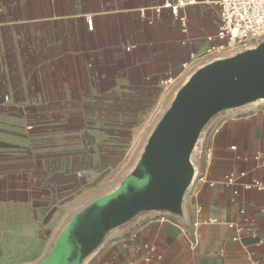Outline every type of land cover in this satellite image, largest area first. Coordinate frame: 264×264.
<instances>
[{
    "label": "crops",
    "instance_id": "obj_1",
    "mask_svg": "<svg viewBox=\"0 0 264 264\" xmlns=\"http://www.w3.org/2000/svg\"><path fill=\"white\" fill-rule=\"evenodd\" d=\"M163 1L0 0V107L32 108L22 117L37 120L48 117L46 108H80L76 121L84 122L82 110L91 111L92 130L116 136H132L127 129L134 122L152 123L174 84L213 60L207 49L221 43L220 0L183 8L186 32L168 10L154 13ZM85 17L92 19L91 30ZM3 129L1 172L24 171L9 160L58 151L49 144L37 154L20 150L19 136H28L22 127ZM80 147L71 150L82 154ZM45 160L29 175H0V264H26L22 252L44 247L41 228L53 235L66 215L55 199L39 206L48 197L36 191L35 174L54 169L67 179L69 165ZM195 164L204 179L196 178L188 190L183 216L141 214L111 232L84 264H249V254L264 264V190L245 188L264 183V103L215 117ZM226 176L234 178L230 186Z\"/></svg>",
    "mask_w": 264,
    "mask_h": 264
},
{
    "label": "water",
    "instance_id": "obj_2",
    "mask_svg": "<svg viewBox=\"0 0 264 264\" xmlns=\"http://www.w3.org/2000/svg\"><path fill=\"white\" fill-rule=\"evenodd\" d=\"M259 103H264V40L196 67L159 114L135 167L115 189L70 213L45 257L28 264H84L111 232L141 214L183 216L210 122Z\"/></svg>",
    "mask_w": 264,
    "mask_h": 264
},
{
    "label": "rangeland",
    "instance_id": "obj_3",
    "mask_svg": "<svg viewBox=\"0 0 264 264\" xmlns=\"http://www.w3.org/2000/svg\"><path fill=\"white\" fill-rule=\"evenodd\" d=\"M262 40H264V37L256 41ZM234 51L230 49L224 50L220 53L209 55V58H222L230 55ZM188 75L189 73L174 84L168 93L167 103L164 107L160 108L158 115L155 116L152 123L147 125L146 123L134 122L128 126L130 129L127 130L133 132L132 136L130 131L121 136H116L113 132L110 133L107 130H104V132L93 131L92 129L96 127V123L92 120L91 111L84 112L82 110L81 113L84 122L80 123L76 121L80 120L79 118L81 117L79 116L81 115L79 111L80 108H46L50 113L48 117L44 116L40 118V120H37L31 117H22V113H30L32 108L0 107V114L2 115H0V132H2L1 128H4L3 131H5L14 125H19L22 127L24 134L28 135L27 138L26 136H19L22 138L21 140L24 141L23 144L25 145V148H21L20 150L30 151V148H32L36 150L35 154H37L39 149L42 151L43 148L41 147L48 144L54 145L55 148H57L56 150H58L53 154L42 155V153H40L41 156L37 155V157L29 154L27 157L9 160V163H17L21 166L20 169L24 171H0V175L5 176L7 174L11 176L12 174L19 173V175L22 176L25 172L29 175L31 170L38 167L40 168L41 164L45 163V159H51L57 162H66L68 160L69 163L66 168L68 174L65 173L67 179H64L62 175L59 176L58 171L54 169H51L52 172L45 170L43 171L45 174L42 175L40 173L43 172H39V175L35 174L39 180L35 187L36 191H38L39 196L44 197L46 195V197H48V200L46 199V201H44L43 204H39V206L42 207L47 202H50L51 199H55L56 204L63 208L66 215L61 222H59L60 224L53 235H45L44 228H41L39 237L41 240H46L45 244L42 245L44 247L38 252H22L24 255L23 262L28 264L43 259L52 241H54L57 231L61 228L63 222L68 218L70 213L78 211L84 205L109 193L120 184L139 160L146 139L155 125L159 114L165 109L166 105L173 97L174 92L185 81ZM7 114L8 116H6ZM81 128L82 130L86 128V135L81 132L79 133ZM49 132L51 134H47ZM54 133L56 135L55 138H51V135L53 136ZM79 134L84 136V138H80ZM46 135L50 136V143L47 141ZM38 139L41 141L40 143ZM74 146H81L80 148L84 153L78 154L80 152L71 150V147L74 148ZM51 173H55V177L52 181L48 179V174ZM44 178L46 180H44ZM67 210L70 212L67 213ZM31 237L35 239V236Z\"/></svg>",
    "mask_w": 264,
    "mask_h": 264
},
{
    "label": "built area",
    "instance_id": "obj_4",
    "mask_svg": "<svg viewBox=\"0 0 264 264\" xmlns=\"http://www.w3.org/2000/svg\"><path fill=\"white\" fill-rule=\"evenodd\" d=\"M195 0H164L161 4L152 7L155 14L168 10L174 20L178 21L181 31L186 32V18L181 14V10L187 6L193 5ZM219 23L216 31V37L221 42L219 45L210 46L207 49L209 55L220 53L230 49L231 51L248 48L254 41L264 37V0H220ZM88 29L92 28L91 17H85ZM170 79H163L162 84H169ZM202 178L198 171L196 178ZM225 185L230 186L234 182L232 176L225 177ZM213 184L211 183L210 186ZM246 189L254 188L264 190L263 182H254L246 185ZM261 213L264 217V202L261 207ZM240 231V230H239ZM252 237L255 236L251 232ZM249 264H258L257 259L248 255Z\"/></svg>",
    "mask_w": 264,
    "mask_h": 264
}]
</instances>
